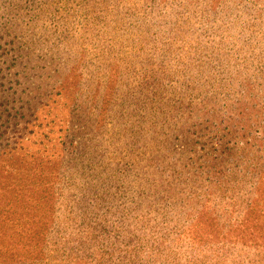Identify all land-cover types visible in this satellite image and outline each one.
<instances>
[{
	"label": "trees",
	"instance_id": "16d2710c",
	"mask_svg": "<svg viewBox=\"0 0 264 264\" xmlns=\"http://www.w3.org/2000/svg\"><path fill=\"white\" fill-rule=\"evenodd\" d=\"M0 264H264V0H0Z\"/></svg>",
	"mask_w": 264,
	"mask_h": 264
},
{
	"label": "rangeland",
	"instance_id": "374dc122",
	"mask_svg": "<svg viewBox=\"0 0 264 264\" xmlns=\"http://www.w3.org/2000/svg\"><path fill=\"white\" fill-rule=\"evenodd\" d=\"M38 136L39 135L34 133V135H32L28 140L26 139L25 142H24V146L29 150V152L31 154H33L36 157H38V155H39V153L36 151V149L39 146V141H40ZM52 151H51V153H52Z\"/></svg>",
	"mask_w": 264,
	"mask_h": 264
}]
</instances>
